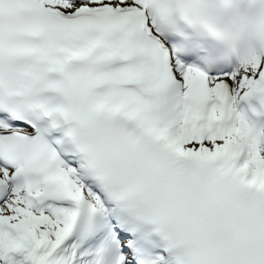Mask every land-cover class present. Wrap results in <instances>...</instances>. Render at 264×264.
I'll list each match as a JSON object with an SVG mask.
<instances>
[{
  "label": "snow or ice",
  "instance_id": "6c2138e0",
  "mask_svg": "<svg viewBox=\"0 0 264 264\" xmlns=\"http://www.w3.org/2000/svg\"><path fill=\"white\" fill-rule=\"evenodd\" d=\"M0 264H264V0H0Z\"/></svg>",
  "mask_w": 264,
  "mask_h": 264
},
{
  "label": "clouds",
  "instance_id": "9594fccd",
  "mask_svg": "<svg viewBox=\"0 0 264 264\" xmlns=\"http://www.w3.org/2000/svg\"><path fill=\"white\" fill-rule=\"evenodd\" d=\"M243 0H231V3L240 5ZM245 21L240 14L226 13L221 26L216 29V36L218 37V47L222 50H227V37L230 33L243 30Z\"/></svg>",
  "mask_w": 264,
  "mask_h": 264
}]
</instances>
